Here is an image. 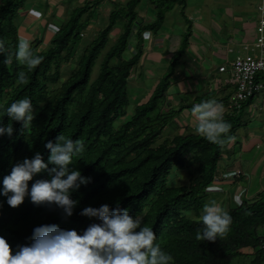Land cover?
<instances>
[{
  "label": "trees",
  "instance_id": "1",
  "mask_svg": "<svg viewBox=\"0 0 264 264\" xmlns=\"http://www.w3.org/2000/svg\"><path fill=\"white\" fill-rule=\"evenodd\" d=\"M35 1H0V40L5 42V52L0 53V124L12 123L14 128L11 137L0 136V189L3 177L15 164L12 160L17 163L39 152L47 162L49 150L44 144L48 140L54 142L58 135L83 141L84 152L73 157L69 168L79 170L90 182L71 193V198L78 201L71 217L62 218L60 210L51 212L50 222L40 224L32 218L23 234L32 235L34 227L51 224L54 219L75 221L86 206L108 204L115 208L119 204L133 216L142 217L141 226L154 230L156 243L170 254L171 264H264V250L260 247L264 238V187L253 197L243 199L241 205L224 206L232 218L226 236L214 242L196 239L197 231L203 228L200 216L206 201L205 189L214 181L225 144L210 143L194 130L175 131L158 141L168 120L180 110L193 107V104L185 107L181 99L179 110L174 102L170 107L167 105V91L179 52L148 99L127 117L128 77L141 56L143 32L158 31L166 12L174 4L184 7L186 0H147L146 10L153 11L150 21L144 20L136 9L141 0H128L123 5L108 0L113 8L105 27L79 48L82 31L97 18L96 8L104 2L82 0L71 11L66 10L67 18L60 20L59 30L48 43H43L40 37L30 42L33 53L43 60L29 71L13 54L19 40L20 11L32 7ZM117 24H122V30L108 48L109 33ZM133 38L137 50L124 58ZM9 56L12 63L6 66L4 60ZM99 59V72L91 79ZM20 72L26 74L24 83L18 80ZM229 97L230 93L215 100L226 108L224 119L231 124L228 135L233 136L246 124L242 116L252 99L243 101L239 110H229L226 106ZM24 98L31 100L35 114L27 127L6 116V108ZM117 120L121 123L115 126ZM181 170L188 172L190 182L177 185L174 178ZM2 202L7 204V197L0 195V205ZM24 202L29 212L42 218L39 214L42 206L34 207L28 196ZM94 222L99 223L92 218L72 223L71 228L82 234ZM54 224L70 229L69 225L67 228L58 222ZM4 235L6 230L0 229V236Z\"/></svg>",
  "mask_w": 264,
  "mask_h": 264
},
{
  "label": "clouds",
  "instance_id": "2",
  "mask_svg": "<svg viewBox=\"0 0 264 264\" xmlns=\"http://www.w3.org/2000/svg\"><path fill=\"white\" fill-rule=\"evenodd\" d=\"M44 13L45 11L41 12L33 4L32 7L25 9L23 15L21 13L17 19L19 40L13 55L15 60L20 65L26 66L29 71L40 65L43 57L33 53L28 39L20 37L21 23L26 24L23 29H28L31 22L37 21L39 23L46 20V23H42V27L35 37H40L43 43H48L54 33L59 30L60 20H47L48 15ZM28 19L32 20L29 21V24L26 22ZM91 22H89L87 29L82 31L80 44H87L92 40L90 38L92 32H89L92 29ZM150 37H152L151 31L143 32V46L147 44L146 42ZM128 49L131 51L132 47ZM4 52L5 42L0 40V53ZM11 63V57H6L4 64L9 66ZM178 63L175 69L178 68ZM170 65L171 62L168 70ZM188 65L190 68L191 64ZM216 69L219 72L218 65ZM176 77L179 76L175 72L170 78V82L172 83V78L175 79ZM132 78L129 75L127 86L130 85L129 81L133 80ZM18 80L20 83H24L26 74L20 72ZM224 82L228 86V93L231 95V87L225 79ZM131 85L135 86L134 83ZM252 102H254L253 99ZM172 103L173 99L168 98V107ZM195 104L192 108L191 106L187 108V112H191V116L195 120V127L190 128V131L194 130L196 134L208 142L219 146H224L226 142H235V146H237V142L241 144L242 136H239L240 134L237 136V130L243 125L236 130L233 136L228 135L231 124L224 119V109L226 108L221 103L215 99H209L200 103L195 102ZM250 104L246 107L245 112L251 111V113L258 112L259 114L262 109L260 103L254 109L250 108ZM174 107L179 110V106ZM183 110L176 113L172 120H168V123L177 119L176 130L183 129L185 132L188 129L179 119ZM6 116L11 121L19 122L22 127H27L35 118L31 100L24 98L11 103L6 108ZM120 123L121 121L117 120L114 125L118 126ZM13 133L12 123L0 124V136L11 137ZM224 137L227 139L225 140ZM161 139L162 136L158 141ZM226 146L214 181L205 189L208 195L209 192H212L208 191L209 189L216 188V192L220 194L219 199H223L226 206L218 204L219 200L210 201L211 199H206L200 216L203 228L202 231L198 230L196 233L198 241L214 242L217 238L226 236L230 230L232 218L225 208L228 205L231 207L241 205L243 199L252 197L248 196L247 182V185L243 184L244 180L249 179L247 170L245 171L241 166L243 170L237 169L233 165L235 158L230 157L231 154H236L239 151L235 152V146ZM44 147L49 150L47 162L39 152H36L32 158H24L17 163L16 160H12L15 164L11 167L10 173L3 177L0 195L7 197V204L2 202L0 205V229L3 231L5 229L6 235L0 236V264H171L172 257L162 249L161 245L156 243L157 236L154 230L148 226H141L142 217L133 216L127 208H121L119 204L115 208H110L108 204H102L99 207L86 206L81 209L79 217L75 221L63 222L54 219V222H58L62 226L69 225L70 229L67 226L68 229L60 228L52 222L34 227L32 235L28 232L23 234L24 227L31 223L32 218L37 222L40 221V224L44 223L43 221L50 222L53 220L50 218L51 212L60 210L62 218L71 217L78 203L77 200L71 198V193L78 190L81 185L90 182V178L82 176L79 170H70L69 168L73 157L84 152L85 145L82 140L73 141L64 135H58L54 142L48 140ZM189 182L188 174V181L178 182L177 185ZM30 184L32 185L29 190ZM222 186L226 188H221ZM232 187L233 190H231ZM26 196L30 198L34 207H43L39 213L42 214V218L25 208L24 199ZM92 218H96L99 223L89 224L82 234L71 228L72 223L76 224L83 220L89 221ZM260 247L264 250V238Z\"/></svg>",
  "mask_w": 264,
  "mask_h": 264
},
{
  "label": "crops",
  "instance_id": "3",
  "mask_svg": "<svg viewBox=\"0 0 264 264\" xmlns=\"http://www.w3.org/2000/svg\"><path fill=\"white\" fill-rule=\"evenodd\" d=\"M229 1L230 0H186L184 7H182L181 4H174L165 14V19L162 23V38L160 36L161 34L157 35L158 31L152 32V37H150L146 42L147 44L142 47L140 57L144 60L150 61L162 60V63L167 65L166 71H168L169 63L179 52L178 61L181 60L187 62V64H192L190 65L189 70H187V68H185V70L175 69L177 76L181 75V78H173L170 88L177 86L180 88V91L186 92L189 90L194 93L195 97L204 94H197V92L204 89V85H202L204 81H207L208 83L210 79L214 77L213 72L217 71V65L225 61L228 54H241V47L245 49V46L250 45L251 42L248 40V31L252 30L253 22H256V18H258V12L256 9H258L259 4L255 7L252 1L240 0L239 2L234 3L233 6L231 5L228 7L226 4H230ZM52 4L56 6V10L53 6L49 11H46V13H48L47 20L55 19L56 21H59L67 17L64 15L66 9L56 0H47V2L43 3V7L49 8ZM38 6H40L36 7L38 10L43 8L40 4H38ZM193 6L196 7H194L195 9L192 13L190 8ZM229 8L232 11H230ZM230 13L234 14L232 15ZM143 16L144 17L142 18L144 20L150 21L153 19V11L148 9ZM195 21H198V23ZM29 23L30 22H28V24ZM34 23L35 22L30 23L28 27L29 31L33 30L31 26ZM42 23H46V20L39 22L40 27H42ZM170 27L173 32L170 31ZM130 47H132V50L134 47L135 51L137 50L134 42L133 44L130 43ZM229 48H231L233 52H229ZM218 55L220 58L216 57ZM179 64L180 63H178V65ZM189 73L191 76L188 75ZM192 74H194L195 77H193ZM183 76L195 80L191 82L192 89H189L190 84H186L187 82L185 80L187 77L184 78ZM131 77H133V80H130L129 83L136 84L138 82V85L141 84V81L138 80L135 75ZM177 78L179 80H177ZM197 84L202 87L198 88ZM152 87L154 89L155 83ZM170 88L168 89L169 94L167 96L168 98L173 99L175 104H178V102H180V99L178 100V92H172ZM208 90L209 89H207V91ZM217 92L218 93H215L211 99H218L226 96L228 93V86L221 81L217 85ZM263 98H257L262 107L260 111L264 109ZM182 103L185 104L184 102ZM194 105L196 104L194 103L193 106ZM179 117L183 121L185 128L188 130L195 127V120L191 116V112H187V109L183 110ZM180 131H183V129ZM257 132V130L253 129H244V133L239 135L242 136V141L239 147L243 149H241L243 153H250L251 150H258L255 149V142L257 140H262L260 137L262 133L259 134ZM247 141L250 146L245 143ZM234 164H236L235 161H233V165ZM240 166L246 171L247 167H244L242 164ZM251 175L253 177L255 176L253 174ZM258 186H261L259 182Z\"/></svg>",
  "mask_w": 264,
  "mask_h": 264
},
{
  "label": "rangeland",
  "instance_id": "4",
  "mask_svg": "<svg viewBox=\"0 0 264 264\" xmlns=\"http://www.w3.org/2000/svg\"><path fill=\"white\" fill-rule=\"evenodd\" d=\"M0 1H3V0H0ZM56 1L59 2L61 5H63L62 7H64L66 10H70V11H71L72 8L75 7V5H78V4L82 3L81 2L82 0H56ZM103 1L104 2L102 3V5H100L99 8H96L97 18L96 17L93 18L91 20L92 22L90 23V25L92 26V29L89 31V32H92V33H90V36H91L90 38L91 39H94L98 35L99 28L101 30L103 27H105V25L107 23V20H108L109 12L113 8V4L110 3L108 0H103ZM114 1H116V3H120V4L123 5L128 0H114ZM160 1L161 0H159V2ZM239 1L240 0H230L229 1L230 4L227 3L226 5L228 7H230L231 5L233 6L234 3L239 2ZM249 1H252L254 3L255 7L260 3V0H249ZM45 2H47V0H36L34 2V5L36 7H40V6H38V4H40L43 7V3H45ZM146 5H148L147 0H141L140 4L136 8L140 15L145 14ZM211 5H213V4H211ZM53 6L54 5L52 4V6H50L49 8L43 7V8H41V12L45 11L44 14L48 15V13H46V11H49L51 8H53ZM54 7H55V10H56V6H54ZM194 7H196V6H193V7L190 8L192 13H193V11L195 9ZM256 10L258 12V9H256ZM24 11L25 10H23L22 15H23ZM230 11H232V10L230 9ZM230 14L233 15L234 13H230ZM51 15H53V14H51ZM26 22L28 23L29 20H26ZM195 22L198 23V21H195ZM17 23H18V21H17ZM39 25L40 24L36 21L31 26L33 30L29 31L28 29H23V28L26 27V24L24 22H22L21 23L22 30L20 32V37L24 38V39H28L31 42L33 40V38L36 36L37 32L40 31V26ZM256 25H257V18H256V22L255 21L253 22L252 30L248 31V37H249L248 40H250V42H251L250 44H253L255 42L256 38H257ZM121 30H122V24L115 25L114 28L111 30V32L109 33V37H108L109 38L108 45H107L108 48H109V46L111 47L112 44L115 43L116 37H117L118 33H120ZM170 31H172L171 27H170ZM25 34H26V37L24 36ZM157 35H160L161 38H162V25L160 27V31L158 30V34ZM85 39H87V38H85ZM130 41H131L130 43L133 44L134 38H133V40H130ZM80 45L81 46L79 48L84 46L83 44H80ZM134 48L131 51L129 49H127L126 52L124 53V58H129L131 53L135 51ZM247 52L250 53L251 51L250 50L247 51V50H245V49H243L241 47V49H240V53L241 54H245ZM216 57L220 58L219 55L216 56ZM232 57H233V54H228V57H227L226 60H231ZM184 62L180 60L179 61L180 64L178 65L177 69L185 70V68H187V70H189L190 69L189 65L187 64V62H185L186 64ZM69 67H71V65H69ZM166 67H167V65H165V63H162V60L161 61L160 60L150 61V60H144V59H142V57L139 58L138 62L133 66V68L131 70L130 77L135 75V77L138 78V80L141 81V84L138 85L137 84L138 82H137L135 84V86L131 85V83H130L129 86H127V93H128L129 101H130L129 105L126 108L127 117L131 116L133 114V111L136 109V107L138 105L144 103L148 99L150 93H152V91H153L152 85L154 83L156 84V83H158V82H160L162 80V75L165 73V71L167 69ZM99 69H100V59L97 60V62L95 63V65L93 67L92 74H91V79H94L96 77V75L99 72ZM182 73H184V72H182ZM188 75L191 76L190 73ZM192 75H193V77H195L194 74H192ZM213 75H214V77H212L208 83H207V81L203 82L202 85H204V89L198 91L197 94H201V93H204V94H202L200 96H196L197 97V102L196 103L202 102L201 100L206 101L208 99H211L213 97V94H212L213 92L214 93H218L217 92V85L221 81L224 82V79L226 78V76H225L224 73H219L217 71H214ZM261 76L260 75L258 76L259 80H264V78L261 77ZM183 77L185 78L187 76H183ZM179 78H181V75H179ZM172 81H173V78H172ZM185 81L187 82L186 83L187 85L190 84L189 85V89H192L191 82L195 81V80H192V79L187 77ZM200 87H202V86L198 85V88H200ZM179 89L180 88L177 87V86L170 88V90L172 92H174V91H176V93L178 92V94H177L179 96L178 100L179 99H181V101L183 100V102L186 105H190V104L195 103L196 97L194 96L193 92H190L189 90L186 91V92L185 91H180ZM207 89H209V90L207 91ZM186 90H187V88H186ZM207 92L211 93L212 95L209 96ZM168 93H169V90H168ZM263 94H264L263 90L259 91V93L256 95V97L253 98V100L255 101L257 98H261L262 99L263 98ZM247 110H250V109H247ZM177 118H179V117H177ZM242 118H243V121L246 124L243 125L242 128L240 127L237 130V132H238L237 136L239 134H242L244 129L257 130L258 131L257 133H259V134L262 133L260 135L262 140H257L255 142V146H256L255 149H258V148L259 149L257 151L256 150H254V151L251 150L250 153L249 152L243 153L242 152V150H243L242 148H241L242 150L238 149V147L240 145L239 142H237V146H235V142H231V143L226 142L225 145H227L226 147H228V145H230L231 147L235 146V148H234L235 152L239 151L236 154H231L230 157H232V159L235 158L236 164H234V166H236L237 169L240 168L241 170H243L240 167L241 164L244 167H247L246 170H247V176H248L249 179H248V181H243V184L247 185L246 182H248V184H249V185H247V189L249 188L248 196H252L253 197L258 192V190H260V189H262L264 187V109L262 111H260L259 114H258V112H255V113H251V111H249V113L245 112V114L242 116ZM177 122L178 121L176 119L174 121H170L167 124L166 128L164 129V131L161 134L162 138H165L168 135L174 134L175 131H179V129L176 130ZM256 135H258V134H256ZM245 143H247L249 145L248 141L245 142ZM256 159H257V161H256ZM221 161H222V159H221ZM227 161H228V158H227ZM251 174H253L255 176L253 177ZM187 181H188V174H187L186 170L179 171V176H176L174 178L175 184H176V182L178 183V182H187ZM258 182L260 183L261 186H258ZM221 188H226V187L222 186ZM215 189L216 188L213 187V189H209L208 190V191H212V192H209L208 195H206V199L207 200L214 199V201L219 200L218 204L225 205V203L223 202V199H221V200L219 199L220 198V194L217 193ZM231 190H233V187L231 188ZM222 194H225V193H222Z\"/></svg>",
  "mask_w": 264,
  "mask_h": 264
},
{
  "label": "built area",
  "instance_id": "5",
  "mask_svg": "<svg viewBox=\"0 0 264 264\" xmlns=\"http://www.w3.org/2000/svg\"><path fill=\"white\" fill-rule=\"evenodd\" d=\"M256 32L255 42L245 46L250 53H235L231 60H225L218 65V71L226 74L225 81L231 87V95L226 104L229 110L239 109L243 101L253 99L259 91H264V80L257 79L259 75L264 76V0L258 5ZM228 51L233 52L231 48ZM258 106L257 99L250 104L253 109Z\"/></svg>",
  "mask_w": 264,
  "mask_h": 264
}]
</instances>
